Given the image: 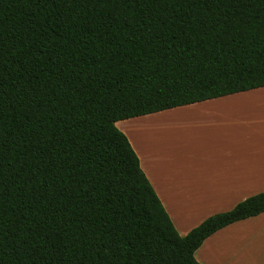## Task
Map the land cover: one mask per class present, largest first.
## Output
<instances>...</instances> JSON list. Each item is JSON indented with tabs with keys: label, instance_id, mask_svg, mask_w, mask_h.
Masks as SVG:
<instances>
[{
	"label": "trees",
	"instance_id": "obj_1",
	"mask_svg": "<svg viewBox=\"0 0 264 264\" xmlns=\"http://www.w3.org/2000/svg\"><path fill=\"white\" fill-rule=\"evenodd\" d=\"M264 86V0H0V264H201L264 192L182 236L116 122Z\"/></svg>",
	"mask_w": 264,
	"mask_h": 264
},
{
	"label": "crops",
	"instance_id": "obj_2",
	"mask_svg": "<svg viewBox=\"0 0 264 264\" xmlns=\"http://www.w3.org/2000/svg\"><path fill=\"white\" fill-rule=\"evenodd\" d=\"M116 126L182 236L264 192V86L119 120ZM195 258L201 264H264V212L216 231Z\"/></svg>",
	"mask_w": 264,
	"mask_h": 264
},
{
	"label": "rangeland",
	"instance_id": "obj_3",
	"mask_svg": "<svg viewBox=\"0 0 264 264\" xmlns=\"http://www.w3.org/2000/svg\"><path fill=\"white\" fill-rule=\"evenodd\" d=\"M147 132L151 135V129H148ZM217 254L218 252L215 250V255ZM217 256H218L219 261L223 260V258H221L219 254Z\"/></svg>",
	"mask_w": 264,
	"mask_h": 264
}]
</instances>
